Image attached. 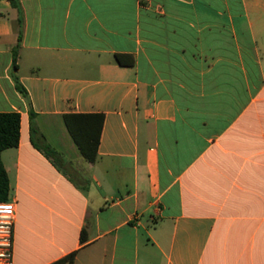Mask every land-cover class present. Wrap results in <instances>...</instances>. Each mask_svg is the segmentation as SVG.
I'll return each mask as SVG.
<instances>
[{
    "label": "crops",
    "instance_id": "crops-1",
    "mask_svg": "<svg viewBox=\"0 0 264 264\" xmlns=\"http://www.w3.org/2000/svg\"><path fill=\"white\" fill-rule=\"evenodd\" d=\"M18 3L13 264H264V0ZM65 115L102 116L93 161Z\"/></svg>",
    "mask_w": 264,
    "mask_h": 264
},
{
    "label": "trees",
    "instance_id": "trees-1",
    "mask_svg": "<svg viewBox=\"0 0 264 264\" xmlns=\"http://www.w3.org/2000/svg\"><path fill=\"white\" fill-rule=\"evenodd\" d=\"M12 7L19 10L18 0H9ZM21 23V20H18ZM20 34L18 36V43L12 49L13 70L17 68V52L19 48ZM118 63H122L120 57H116ZM13 81L15 89L22 95L26 96V91L19 84L17 77L13 74ZM30 120H33L34 114L29 112ZM64 121L66 127L71 134L74 142L78 146L83 157L89 161L95 158V150L99 140V132L102 123L101 115H65ZM20 130V114L17 112L0 113V153L6 148L15 147L19 141ZM32 134H36V129L31 122ZM46 151L53 153L52 150L46 146ZM8 197V178L6 171L0 159V202L7 201ZM71 262V257L69 258Z\"/></svg>",
    "mask_w": 264,
    "mask_h": 264
},
{
    "label": "built area",
    "instance_id": "built-area-1",
    "mask_svg": "<svg viewBox=\"0 0 264 264\" xmlns=\"http://www.w3.org/2000/svg\"><path fill=\"white\" fill-rule=\"evenodd\" d=\"M15 219L14 204L0 202V264H13L12 228Z\"/></svg>",
    "mask_w": 264,
    "mask_h": 264
}]
</instances>
